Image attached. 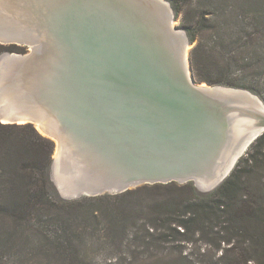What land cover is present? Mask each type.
I'll list each match as a JSON object with an SVG mask.
<instances>
[{"label": "water", "instance_id": "obj_1", "mask_svg": "<svg viewBox=\"0 0 264 264\" xmlns=\"http://www.w3.org/2000/svg\"><path fill=\"white\" fill-rule=\"evenodd\" d=\"M175 22L166 0H0V44L29 48L1 56L18 62L0 80V121L54 141L64 199L211 192L264 134V102L199 82Z\"/></svg>", "mask_w": 264, "mask_h": 264}, {"label": "trees", "instance_id": "obj_2", "mask_svg": "<svg viewBox=\"0 0 264 264\" xmlns=\"http://www.w3.org/2000/svg\"><path fill=\"white\" fill-rule=\"evenodd\" d=\"M167 1L196 79L264 102V0ZM27 52L0 44V56ZM256 146L211 192L169 183L67 200L51 179L54 141L0 121V264H264V134Z\"/></svg>", "mask_w": 264, "mask_h": 264}, {"label": "rangeland", "instance_id": "obj_3", "mask_svg": "<svg viewBox=\"0 0 264 264\" xmlns=\"http://www.w3.org/2000/svg\"><path fill=\"white\" fill-rule=\"evenodd\" d=\"M167 1V0H166ZM168 2V1H167ZM169 3V2H168ZM172 7V6H171ZM173 9V8H172ZM174 11V10H173ZM174 14H175V12H174ZM175 16H176V14H175ZM175 26L180 30V31H182V32H184L185 34H186V32L184 31V29H183V27H182V19H181V17H176V22H175ZM186 36H187V34H186ZM187 38H188V36H187ZM189 39V38H188ZM191 45V46H190ZM189 46H188V50H187V56L189 55V52H190V55H191V52H192V47L194 46V44H190ZM27 48V50H28V52H29V48L28 47H26ZM27 52V53H28ZM2 56V55H1ZM1 56H0V61L2 60V58H1ZM6 58H11V57H6ZM3 59H4V57H3ZM258 147L256 146V147H253V148H250V150L247 152V153H245L244 154V158L245 159H250L251 157H252V155H256L257 153H258ZM57 158H58V148H57V146H56V144H55V151H54V156H53V163H52V167H51V179H52V181H53V183L55 184V186L57 187V184H56V179H55V164H56V162H57ZM246 165V162H242V164H240V166H241V169L244 167ZM264 169V168H263ZM243 170V169H242ZM195 185V184H194ZM196 187V186H195ZM57 189H58V187H57ZM196 189L197 190H200V191H202V192H204L203 190H201L200 188H198V187H196ZM217 189V188H216ZM215 189V190H216ZM58 191L60 192V190L58 189ZM214 191V190H213ZM61 194V193H60ZM61 196H62V194H61ZM63 197V196H62ZM84 197H91V196H84ZM84 197H82V198H84ZM81 199V198H80ZM200 245V244H199ZM203 248L206 250L207 249V246L206 245H203ZM209 248V247H208ZM209 255H211V253H209ZM208 257V256H207ZM99 262H102V258L101 257H99L98 259H97Z\"/></svg>", "mask_w": 264, "mask_h": 264}, {"label": "bare ground", "instance_id": "obj_4", "mask_svg": "<svg viewBox=\"0 0 264 264\" xmlns=\"http://www.w3.org/2000/svg\"><path fill=\"white\" fill-rule=\"evenodd\" d=\"M12 58V59H11ZM10 59L9 58H2V60L0 61V80L4 79V78H9L10 76H7L6 75V72H8V70L11 68V66L9 65V60L11 62V64H13L15 61L18 62V60L16 59V57H11ZM9 75V74H8ZM189 75H190V79L192 81H194L195 83V80H193V76L191 74V70L189 69ZM205 86V84H203ZM39 128V126H38ZM40 129V128H39ZM240 131H239V128L236 130V135L239 134ZM237 143V141H235ZM232 147H229V149L227 150V153L229 154V151ZM227 154V155H228ZM244 156V155H243ZM228 157H225V159H227ZM228 160L226 161V163L224 164V167H223V170H227L229 167H228ZM227 165V166H226ZM208 184H204L203 186H199V188L201 189L202 187H207Z\"/></svg>", "mask_w": 264, "mask_h": 264}]
</instances>
